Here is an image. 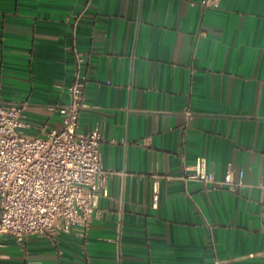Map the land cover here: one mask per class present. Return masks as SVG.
Segmentation results:
<instances>
[{"label": "crops", "instance_id": "crops-1", "mask_svg": "<svg viewBox=\"0 0 264 264\" xmlns=\"http://www.w3.org/2000/svg\"><path fill=\"white\" fill-rule=\"evenodd\" d=\"M74 43L79 130L112 171L100 214L3 236L0 264H264V0H0V102L30 134L62 124ZM200 155L242 184L185 182Z\"/></svg>", "mask_w": 264, "mask_h": 264}, {"label": "built area", "instance_id": "built-area-1", "mask_svg": "<svg viewBox=\"0 0 264 264\" xmlns=\"http://www.w3.org/2000/svg\"><path fill=\"white\" fill-rule=\"evenodd\" d=\"M221 0H201L204 7H219ZM75 73L68 102L60 106L62 124L30 134L25 104L0 102V244L3 236L22 241L79 227L86 232L100 214V198L112 172L101 159L100 129L80 131L85 103V56L76 44ZM181 176L206 185L239 186L231 174L218 179L200 155Z\"/></svg>", "mask_w": 264, "mask_h": 264}]
</instances>
